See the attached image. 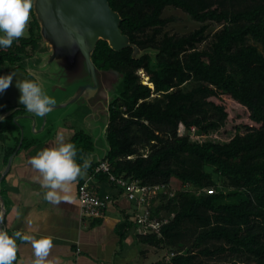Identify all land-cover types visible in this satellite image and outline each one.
Here are the masks:
<instances>
[{
	"label": "trees",
	"instance_id": "trees-1",
	"mask_svg": "<svg viewBox=\"0 0 264 264\" xmlns=\"http://www.w3.org/2000/svg\"><path fill=\"white\" fill-rule=\"evenodd\" d=\"M109 2L121 15L122 32L144 51L135 56L132 45L114 49L100 38L92 52L98 69L122 74L121 90L108 104L111 171L163 190L173 178L183 184L165 205L173 215L161 218L162 235L137 234L142 243L174 252L151 264H264V0ZM167 7L183 10L200 26L169 32ZM31 14L29 34L0 49V64H14L38 47L41 25L33 7ZM211 24L218 26L213 32ZM223 95L237 103V113L218 100ZM24 109L0 104V114L12 110L0 119V133ZM244 111L247 121L232 122ZM181 125L195 126L196 133L181 134ZM215 133L223 140L206 139ZM72 143L78 162L95 148L83 130ZM97 164L88 171L109 179L95 172ZM207 167L233 190L220 186Z\"/></svg>",
	"mask_w": 264,
	"mask_h": 264
},
{
	"label": "crops",
	"instance_id": "crops-1",
	"mask_svg": "<svg viewBox=\"0 0 264 264\" xmlns=\"http://www.w3.org/2000/svg\"><path fill=\"white\" fill-rule=\"evenodd\" d=\"M76 95H69L70 102L84 96V106H79L85 110L82 118L86 128H76L70 119L73 116L69 118L58 111L65 106L66 98L59 100L45 116L21 110L11 129L0 133V229L10 235L20 231L51 237L53 247L48 264H139L144 243L137 239L141 229L133 220L138 207L122 187L87 170L84 178H89L90 188L98 194H108L111 200L100 219L83 217L78 188L84 178L72 183L71 202L54 205L43 199L46 190L40 186L38 172L28 164L37 151L58 143V134L64 142H72L76 130L92 135L95 148L88 154L92 162L105 156L108 145H98L94 132L102 128L106 135L108 102L101 107L96 93H80L72 99ZM11 111L0 114V119ZM18 245L15 264H31L30 243L18 240Z\"/></svg>",
	"mask_w": 264,
	"mask_h": 264
},
{
	"label": "rangeland",
	"instance_id": "rangeland-1",
	"mask_svg": "<svg viewBox=\"0 0 264 264\" xmlns=\"http://www.w3.org/2000/svg\"><path fill=\"white\" fill-rule=\"evenodd\" d=\"M56 1L57 0H52L50 1V3L54 5ZM164 15L168 17H173V19L169 22L168 26L166 27V29L171 33L189 32L199 27L201 24L193 20L183 10L175 7H167ZM31 17L32 14L30 12L29 22L31 20ZM29 22L23 36L29 34ZM75 24L77 25V23ZM217 27V25L211 24L209 27V31L213 32L216 30ZM74 40L75 39L73 37V41ZM87 44L90 45L89 40L87 41ZM28 52L29 55L23 56L20 61L14 64L8 61L2 62L0 64V74H6L11 70H14L16 72L17 80H36L41 85L42 89L48 95L53 96L57 102L59 100L61 101L67 98L65 100V106L59 108L58 111L62 113V115H68L69 118L73 116L70 119L71 121L73 120V124H75L76 128H86L84 120L82 118L85 110L79 106V104H82L84 106V96H80L78 99L72 102H70L71 97H69L70 94L77 93L80 87L89 86L94 81L93 74L89 69L86 57L82 52L81 48L78 46V43L74 41L71 51H64L62 53L61 60L59 61L52 60V58L49 59L54 54V47L50 40H46L43 35L39 40L38 47L35 50L29 49ZM137 54L139 53L137 52ZM142 76L144 77V80H147V78L144 76V73H142ZM97 78L99 88L96 91V97L99 99V105L101 107H104V103L108 102L109 104L110 100H112V98L121 90L122 74L119 71L115 70H100L97 71ZM190 85L191 83L187 84L185 87H189ZM19 95V90L15 87L14 77L12 84H10V86L4 91L3 94H0V104L11 106L12 109L21 107L22 104L18 103ZM218 100L224 102L228 107H230L231 111H233L234 114L237 113L238 105L229 97L223 95ZM57 104H59V102ZM106 120L107 118L105 116V120H102L101 122H103L104 124ZM247 120V113L246 111H244L241 118H234L232 122L238 123V121L244 122ZM229 125H233V123ZM90 131L94 132V129H90ZM94 133L96 140L98 141V145H102L101 143H103L105 146L108 145L105 131L103 132L102 128L101 130H97ZM180 133H190L191 135H193L196 132L193 133L192 130H187L184 125H181ZM207 138L223 140L221 137L218 136L217 133L206 137V139ZM207 169L213 172L214 178L220 186H222L227 191L233 190L232 188L225 187L226 181L224 180V178H220L219 175L215 173L211 167H207ZM182 186L183 184L179 180L173 178L170 187H167L166 190H163V192L157 193L155 195L153 201L154 205L157 206V210L160 213V218L172 217L173 212L168 211L165 205L169 198H172L176 194V192L182 189ZM237 198L239 199V197ZM142 250L143 253H141L139 256V264H151L152 262L157 260L168 261L172 253L167 247H157L146 243L142 245Z\"/></svg>",
	"mask_w": 264,
	"mask_h": 264
},
{
	"label": "clouds",
	"instance_id": "clouds-1",
	"mask_svg": "<svg viewBox=\"0 0 264 264\" xmlns=\"http://www.w3.org/2000/svg\"><path fill=\"white\" fill-rule=\"evenodd\" d=\"M33 0H0V49L12 46L14 40L24 35L29 22ZM15 77V87L19 90L18 103L34 114L45 116L52 111L57 101L48 95L34 79H16V72L11 70L0 74V94L12 84ZM52 146L44 147L28 159V164L38 172V181L43 192V199L51 204L60 205L71 202V185L86 176L91 166L90 157L77 160L78 149L72 142H64L62 135H57ZM18 240L29 242L32 248L31 264H48V256L53 247L49 236L37 237L33 234H22L15 231L11 235L0 229V264H13L17 259Z\"/></svg>",
	"mask_w": 264,
	"mask_h": 264
},
{
	"label": "water",
	"instance_id": "water-1",
	"mask_svg": "<svg viewBox=\"0 0 264 264\" xmlns=\"http://www.w3.org/2000/svg\"><path fill=\"white\" fill-rule=\"evenodd\" d=\"M50 1L52 0L33 2L36 17L41 25V34L46 40H50L54 47V54L49 59L61 60L62 53L71 51L73 42L76 41L94 78L91 85L80 87L72 99L80 93H96L99 88L97 71L100 69L94 64L92 52L100 38L108 40L114 49L132 45L135 56L144 52L132 44L129 37L122 32L121 15L112 8L109 0H57L54 5ZM88 40L90 45L87 44Z\"/></svg>",
	"mask_w": 264,
	"mask_h": 264
},
{
	"label": "built area",
	"instance_id": "built-area-1",
	"mask_svg": "<svg viewBox=\"0 0 264 264\" xmlns=\"http://www.w3.org/2000/svg\"><path fill=\"white\" fill-rule=\"evenodd\" d=\"M191 130L195 133L196 127L193 126ZM97 162L98 164L95 167V172L102 171L107 173L109 179L122 187L128 198L136 203L138 208L134 212V222L139 226L141 232H154L161 236L162 225L164 222L160 217L153 214L151 210V201L159 191L163 190L164 186L159 184H142L138 179L116 175L111 171L110 163L106 158V154ZM206 190L210 193L214 192V188H207ZM78 192L82 216L89 218L102 217L105 208L111 200L110 196L108 194H98L90 188L89 178L83 179L79 185ZM173 254L174 252L171 253V256Z\"/></svg>",
	"mask_w": 264,
	"mask_h": 264
},
{
	"label": "bare ground",
	"instance_id": "bare-ground-1",
	"mask_svg": "<svg viewBox=\"0 0 264 264\" xmlns=\"http://www.w3.org/2000/svg\"><path fill=\"white\" fill-rule=\"evenodd\" d=\"M150 85H151V83H150Z\"/></svg>",
	"mask_w": 264,
	"mask_h": 264
}]
</instances>
